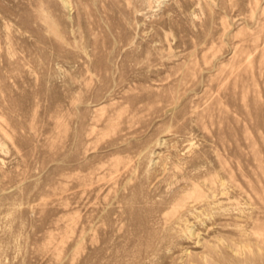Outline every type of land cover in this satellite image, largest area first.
<instances>
[{"label": "rangeland", "instance_id": "obj_1", "mask_svg": "<svg viewBox=\"0 0 264 264\" xmlns=\"http://www.w3.org/2000/svg\"><path fill=\"white\" fill-rule=\"evenodd\" d=\"M0 264H264V0H0Z\"/></svg>", "mask_w": 264, "mask_h": 264}]
</instances>
